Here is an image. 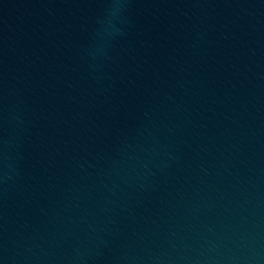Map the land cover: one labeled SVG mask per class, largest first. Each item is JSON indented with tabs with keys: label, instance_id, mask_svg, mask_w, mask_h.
<instances>
[{
	"label": "water",
	"instance_id": "1",
	"mask_svg": "<svg viewBox=\"0 0 264 264\" xmlns=\"http://www.w3.org/2000/svg\"><path fill=\"white\" fill-rule=\"evenodd\" d=\"M0 264H264V0H0Z\"/></svg>",
	"mask_w": 264,
	"mask_h": 264
}]
</instances>
